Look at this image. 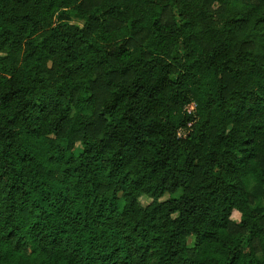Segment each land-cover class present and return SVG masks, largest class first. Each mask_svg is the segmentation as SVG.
<instances>
[{"label": "trees", "instance_id": "trees-1", "mask_svg": "<svg viewBox=\"0 0 264 264\" xmlns=\"http://www.w3.org/2000/svg\"><path fill=\"white\" fill-rule=\"evenodd\" d=\"M0 264H264V0H0Z\"/></svg>", "mask_w": 264, "mask_h": 264}, {"label": "rangeland", "instance_id": "rangeland-1", "mask_svg": "<svg viewBox=\"0 0 264 264\" xmlns=\"http://www.w3.org/2000/svg\"><path fill=\"white\" fill-rule=\"evenodd\" d=\"M72 19L78 20V18L76 16H73V15H72ZM194 104H195V102L192 101L191 103H189L187 105V107L190 106L191 109H192L194 107ZM81 148H82L81 144L79 142H77L75 147H74V151L77 153V152H79L81 150ZM163 197H166V195H164ZM150 199L151 198L148 195H145V194L140 196V200L143 203H147ZM231 217L233 219H235V220H238L240 218V212L237 211V210H233L232 213H231Z\"/></svg>", "mask_w": 264, "mask_h": 264}, {"label": "built area", "instance_id": "built-area-1", "mask_svg": "<svg viewBox=\"0 0 264 264\" xmlns=\"http://www.w3.org/2000/svg\"><path fill=\"white\" fill-rule=\"evenodd\" d=\"M186 107H187V106H186ZM187 109H188V110H191V107H190V106H188V107H187Z\"/></svg>", "mask_w": 264, "mask_h": 264}]
</instances>
